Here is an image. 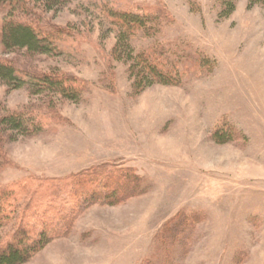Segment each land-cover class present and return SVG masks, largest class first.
<instances>
[{
	"label": "rangeland",
	"instance_id": "rangeland-1",
	"mask_svg": "<svg viewBox=\"0 0 264 264\" xmlns=\"http://www.w3.org/2000/svg\"><path fill=\"white\" fill-rule=\"evenodd\" d=\"M258 1L67 0L48 10L24 0L14 8L15 18L46 29L55 50L5 52L0 43V63L27 82L65 78L80 101L0 81V119L25 115L43 127L0 136V188L101 167L140 178L133 192L122 180L115 205L86 207L67 236L26 264H264V4L249 8ZM225 2H235L228 18ZM9 10L0 8V26ZM122 12L146 20L131 51L162 53L179 85L134 91V62L113 56ZM218 132L230 141L218 143Z\"/></svg>",
	"mask_w": 264,
	"mask_h": 264
},
{
	"label": "trees",
	"instance_id": "trees-1",
	"mask_svg": "<svg viewBox=\"0 0 264 264\" xmlns=\"http://www.w3.org/2000/svg\"><path fill=\"white\" fill-rule=\"evenodd\" d=\"M24 0H0V8L7 7L0 26V43L5 52L16 50L31 54H51L55 50L53 41L45 30L37 31L32 24L14 16V8H20ZM238 1V0H234ZM48 10L61 7L67 0H43ZM235 2H225L223 18L230 17L235 11ZM262 0L250 2L249 8ZM25 10L23 9V13ZM121 31L117 38L113 56L133 61L129 68L136 93L144 91L154 84L179 85L180 79L172 77L169 67L161 56L136 54L131 51L130 39L137 29L145 26L146 20L132 12L116 14ZM149 17V16H148ZM54 32V28L51 29ZM48 33V34H47ZM47 34V35H46ZM134 53V54H133ZM138 70L135 72V70ZM25 81L16 71L0 63V81L13 90L30 86L37 94L56 92L62 98L79 102L80 94L70 82L60 77H31ZM41 123L26 118L25 115H9L0 119V136L12 133V136L27 137L39 134ZM216 141L224 144L230 141L231 134L216 133ZM128 169L101 167L66 178L38 181L37 184H13L0 188V264H26L55 239L65 237L70 232V225L86 207L96 203L115 205L122 201L119 196L123 185L131 186L129 192L138 188L140 178ZM122 180L125 184L122 185ZM44 193L42 205L40 195ZM3 236V237H2Z\"/></svg>",
	"mask_w": 264,
	"mask_h": 264
}]
</instances>
